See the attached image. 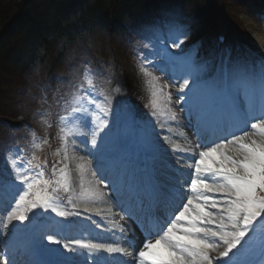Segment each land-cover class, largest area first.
I'll return each instance as SVG.
<instances>
[{
	"label": "snow or ice",
	"instance_id": "obj_1",
	"mask_svg": "<svg viewBox=\"0 0 264 264\" xmlns=\"http://www.w3.org/2000/svg\"><path fill=\"white\" fill-rule=\"evenodd\" d=\"M162 28L167 32L158 41L160 53L169 64L179 60L186 77L176 89L183 94L176 103L185 101L180 111H187L191 121L202 98L201 86L210 77L212 97L227 107L229 118L223 127L208 128L201 124L197 111L193 133L199 142L194 144L183 131L171 127L180 115L173 106L170 85L150 70L147 65L151 62L140 59L139 72L149 96L146 107L155 125L167 130L163 140L174 157V166L165 165L171 173L154 186V218L150 222L136 216L131 205L118 202L127 217L142 226V245L137 249L127 238L129 230L121 223L125 215L114 212L109 204L105 189L112 184L115 191V183L76 150L77 139L89 135L91 146L98 147L97 137L108 126V100L123 90L114 73H105L98 84L87 66L60 97L64 109L57 117L59 145L51 153V166L47 157L37 154L45 146L51 147L49 138L46 132L38 136L35 129L29 133L30 154L16 149V154L9 156L12 178L0 182L3 232H8L14 221H30L36 226L43 216L41 209L66 219L81 216L78 209L82 207L107 222L104 231L116 229L121 235L112 232V243L96 242L95 237L65 242L56 235L46 236L50 243L79 252V264H264V58L257 61L250 54L233 57L228 52L217 66L198 60L195 47L177 58L168 52L166 42L171 40L172 47L180 48L189 34L188 26L171 20ZM47 116L40 115L45 130L52 126ZM90 124L93 127L89 128ZM87 219L101 228L92 216ZM58 227H64L62 222ZM9 247L5 240V248ZM2 264L16 262L4 259Z\"/></svg>",
	"mask_w": 264,
	"mask_h": 264
},
{
	"label": "rangeland",
	"instance_id": "obj_2",
	"mask_svg": "<svg viewBox=\"0 0 264 264\" xmlns=\"http://www.w3.org/2000/svg\"><path fill=\"white\" fill-rule=\"evenodd\" d=\"M220 1L223 3V6L225 5L224 6L225 12H228V13L230 12L231 15H233V16L235 15L236 18L235 19L232 18V20L235 23L237 30L244 31V26L246 24H244V22H243L244 19L241 20V18H240V15H239L240 12L237 8V5H235L234 2H232L231 0H230V2L227 0H220ZM238 7L241 8L239 5H238ZM206 13L208 14V10L206 11ZM212 46L213 45H209V47H212Z\"/></svg>",
	"mask_w": 264,
	"mask_h": 264
},
{
	"label": "bare ground",
	"instance_id": "obj_3",
	"mask_svg": "<svg viewBox=\"0 0 264 264\" xmlns=\"http://www.w3.org/2000/svg\"><path fill=\"white\" fill-rule=\"evenodd\" d=\"M257 43L264 46V35H257Z\"/></svg>",
	"mask_w": 264,
	"mask_h": 264
},
{
	"label": "trees",
	"instance_id": "obj_4",
	"mask_svg": "<svg viewBox=\"0 0 264 264\" xmlns=\"http://www.w3.org/2000/svg\"><path fill=\"white\" fill-rule=\"evenodd\" d=\"M2 6H3V5H2ZM2 6H1V8H2ZM6 13H8V12H6ZM6 13H5V14H6Z\"/></svg>",
	"mask_w": 264,
	"mask_h": 264
}]
</instances>
